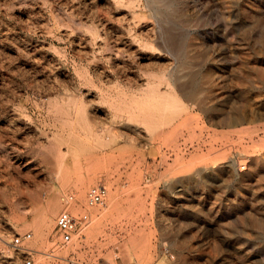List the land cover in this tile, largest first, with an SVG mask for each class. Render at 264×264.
<instances>
[{
	"label": "rangeland",
	"instance_id": "1",
	"mask_svg": "<svg viewBox=\"0 0 264 264\" xmlns=\"http://www.w3.org/2000/svg\"><path fill=\"white\" fill-rule=\"evenodd\" d=\"M263 76L264 0H0V264H264Z\"/></svg>",
	"mask_w": 264,
	"mask_h": 264
},
{
	"label": "built area",
	"instance_id": "2",
	"mask_svg": "<svg viewBox=\"0 0 264 264\" xmlns=\"http://www.w3.org/2000/svg\"><path fill=\"white\" fill-rule=\"evenodd\" d=\"M107 195L106 186L103 184H96L91 186L86 193V204L88 206L101 205L104 203ZM70 199L72 198L69 196ZM90 222L87 213L80 215L72 214L67 208L59 211L55 219V238L53 239V248L45 251H39L26 244L32 233L27 231L23 233H14L11 240L8 241V246L11 248L13 254L4 258L6 264H42L38 255L43 256L57 264L58 260L65 259L69 264H78L73 259H66L56 253L54 248H65L71 244L75 239L80 237L81 230Z\"/></svg>",
	"mask_w": 264,
	"mask_h": 264
},
{
	"label": "bare ground",
	"instance_id": "3",
	"mask_svg": "<svg viewBox=\"0 0 264 264\" xmlns=\"http://www.w3.org/2000/svg\"><path fill=\"white\" fill-rule=\"evenodd\" d=\"M150 1H151V0H150ZM172 1H173V0H172ZM153 5H154V4H153ZM153 5H152V6H153ZM162 6H163V5H162ZM165 6H166V5H165ZM154 7H156V6H154ZM163 7H164V6H163ZM163 7H162V8H163ZM162 8H161V9H162ZM172 8H173V5H172ZM155 9H156V8H155ZM155 9H153V10H155ZM168 9H169V8H168ZM164 10H165V9H164ZM155 11H156V10H155ZM162 12H163V11H162ZM167 12H168V11H167ZM153 13H154V12H153ZM162 15H163V14H162ZM165 15H166V14H165ZM175 15H176V14H175ZM166 16H167V15H166ZM166 16H165V17H166ZM157 18H158V17H157ZM159 18H160V17H159ZM167 18H168V17H167ZM169 18H170V16H169ZM172 18H173V17H172ZM173 19H174V18H173ZM161 20H162V19H161ZM165 20H166V19H165ZM167 21H168V20H167ZM164 30H165V29H164ZM165 31H167V29H166ZM168 32H170V31H168ZM168 32H167V33H168ZM159 33H160V32H159ZM163 36H164V35H163ZM161 39H162V38H161ZM166 40H167V39H166ZM170 40H171V39H170ZM171 41H172V40H171ZM171 41H170V42H171ZM161 42H164V41H161ZM171 43H172V42H171ZM174 44H175V43H174ZM163 46H165V45L163 44ZM168 46H169V45H168ZM172 46H173V45H172ZM169 47H171V46H169ZM131 49H132V48H131ZM163 49H164V48H163ZM170 49H171V48H170ZM173 49H174V47H173ZM165 52H166V51H165ZM184 59H185V58H183V60H184ZM186 59H188V58H186ZM151 61H152V60H151ZM188 62H189V61H188ZM181 64H182V62H181ZM181 64H179V65H181ZM175 67H176V66H175ZM177 68H179V67H177ZM180 68H181V67H180ZM186 68H187V67H186ZM171 69H172V68H171ZM171 69H169V70H171ZM259 70H260V69H259ZM176 71H177V70H176ZM260 71H261V70H260ZM171 72H172V71H171ZM179 72H180V71H179ZM262 73H263V72H262ZM212 74H213V73H212ZM260 74H261V73H260ZM176 75H177V74H176ZM261 75H262V74H261ZM166 76H167V75H166ZM202 76H203V75H202ZM180 77H181V76H180ZM211 77H212V76H211ZM214 77H215V76H214ZM261 77H262V76H261ZM175 78H176V77H175ZM182 78H183V77H182ZM195 78H196V77H195ZM200 78H201V77H200ZM202 78H203V77H202ZM208 78H209V77H208ZM215 78H217V77H215ZM263 78H264V76H263ZM193 79H194V78H193ZM217 79H218V78H217ZM172 80H173V79H172ZM179 80H180V79H179ZM208 80H209V79H208ZM177 81H178V80H177ZM195 81H196V80H195ZM206 82H207V81H206ZM209 82H210V81H209ZM209 82H207V83H209ZM211 82H212V81H211ZM186 83H187V82H186ZM201 83H203V82H201ZM204 83H205V82H204ZM213 83H214V80H213ZM215 83H216V82H215ZM218 84H219V82H218ZM190 85H191V84H190ZM207 85H208V84H207ZM214 85H215V84H214ZM216 85H217V84H216ZM212 86H213V85H212ZM190 87H191V86H190ZM207 87H208V86H207ZM263 87H264V86H263ZM186 88H187V87H186ZM204 88H205V87H204ZM174 89H175V88H174ZM211 89H212V88H211ZM261 89H262V88H261ZM184 90H185V89H184ZM187 90H188V89H187ZM189 90H190V89H189ZM192 90L194 91L193 88H192ZM203 90H204V89H203ZM199 91H200V90H199ZM161 92H162V91H161ZM202 92H203V91H202ZM207 92H208V91H207ZM179 94H180V93H179ZM177 95H178V94H177ZM177 95H176V96H177ZM161 96H163V95H161ZM161 96H160V97H161ZM190 96H191V95H190ZM255 96H256V95H255ZM257 96H258V95H257ZM163 97H164V96H163ZM179 97H180V96H179ZM192 97H193V96H192ZM194 97H195V96H194ZM194 97H193V98H194ZM201 97H202V96H201ZM207 97H208V96H207ZM259 97H260V96H259ZM259 97H258V98H259ZM165 98H166V97H165ZM204 98H205V97H204ZM206 99H207V98H206ZM197 100H198V99H197ZM195 101H196V99H195ZM182 102H183V101H182ZM189 102H190V101H189ZM205 102H207V101H205ZM207 103H208V102H207ZM198 104H199V103H198ZM257 104H258V103H257ZM132 105H134V104H132ZM136 105H137V104H136ZM156 105H157V104H156ZM207 105H208V104H207ZM137 106H138V105H137ZM208 106H209V105H208ZM216 106H217V105H216ZM127 107H128V106H127ZM134 107H136V106H134ZM188 107H189V106H188ZM194 107H195V106H194ZM217 107L219 108V106H217ZM142 108H143V107H142ZM166 108H167V107H166ZM134 109H135V108H134ZM136 109H137V107H136ZM136 109H135V110H136ZM231 109H232V108H231ZM240 109H241V108H240ZM246 109H247V108H246ZM249 109H250V108H249ZM162 110H163V109H162ZM195 110H196V109H195ZM241 110H242V109H241ZM247 110H248V109H247ZM159 111H160V110H159ZM188 111H190V110H188ZM207 111H208V110H207ZM261 111H262V110H261ZM112 112H113V111H112ZM146 112H147V110H146ZM146 112H145V113H146ZM201 112H202V110H201ZM226 112H227V111H226ZM230 112H231V111H230ZM259 112H260V111H259ZM126 113H129V112H126ZM135 113L137 114V112H135ZM206 113H207V112H206ZM232 113H233V112H232ZM234 113H236V112H234ZM234 113H233V114H234ZM263 113H264V112H263ZM107 114H108V113H107ZM113 114H115V113H113ZM138 114H140V113H138ZM240 114H241V113H240ZM240 114H239V115H240ZM246 114H247V113H246ZM252 114H253V112H252ZM111 115H112V114H111ZM140 115H141V114H140ZM220 115H221V113H220ZM231 115H232V114H231ZM260 115H261V114H260ZM260 115H259V116H260ZM232 116H233V115H232ZM235 116H236V115H235ZM241 116H242V115H241ZM245 116H246V115H245ZM248 116H252V115L249 114ZM116 117H117V116H116ZM220 117H221V116H220ZM221 118H222V117H221ZM259 118H260V117H259ZM128 119H129V118H128ZM137 119H138V117H137ZM176 119H177V118H176ZM214 119H215V118H214ZM239 119H240V118H239ZM248 119H249V118H248ZM257 119H258V118H257ZM118 120H119V119H118ZM107 121H108V120H107ZM114 121H115V120H114ZM126 121H127V119H126ZM232 121H233V120H232ZM248 121H249V120H248ZM123 122H124V121H123ZM123 122H122V123H123ZM127 122H128V121H127ZM127 122H126V123H127ZM175 122H176V121H175ZM243 122H245V121H243ZM182 123H184V122H182ZM182 123H181V124H182ZM232 124H233V122H232ZM107 125H108V124H107ZM120 125H121V124H120ZM172 125H173V124H172ZM182 125H183V124H182ZM184 125H185V124H184ZM216 125H217V124H216ZM225 125H228V124H225ZM235 125H236V124H235ZM102 126H103V125H102ZM221 126H223V125H221ZM104 127H105V125H104ZM137 131H138V130H137ZM115 132H116V131H115ZM111 133H112V132H111ZM135 133H136V131H135ZM135 133H134V134H135ZM140 133H141V131H140ZM149 133H150V132H149ZM254 133H255V132H254ZM263 133H264V132H263ZM126 134H127V133H126ZM141 134H142V133H141ZM144 134H145V133H144ZM142 136H143V135H142ZM146 136H147V135H146ZM150 136H151V135H150ZM256 136H257V135H256ZM260 136H261V135H260ZM257 138H260V137H257ZM262 138H263V137H262ZM126 139H127V138H126ZM242 139H243V138H242ZM148 140H149V139H148ZM243 140H244V139H243ZM226 142H227V141H226ZM243 142H245V141H243ZM255 142H256V141H255ZM255 142H254V143H255ZM244 144H245V143H244ZM196 145H197V144H196ZM221 145H222V144H221ZM225 145H226V144H225ZM262 145H263V144H262ZM198 146H199V145H198ZM252 146H253V145H252ZM252 146H251V147H252ZM248 147H249V146H248ZM256 148H257V147H256ZM181 149H182V148H181ZM186 149H187V148H186ZM189 150H190V149H189ZM248 150H250V149H248ZM259 150H261V149H259ZM181 151H182V150H181ZM191 151H192V150H191ZM196 151H197V147H196ZM238 151H240V150H238ZM238 151H237V152H238ZM198 152H199V151H198ZM188 153H190V152H188ZM253 153H254V152H253ZM197 154H198V153H197ZM207 154H208V153H207ZM209 154H210V153H209ZM209 154H208V155H209ZM230 154H231V153H230ZM230 154H229V155H230ZM245 154H246V153H245ZM255 154H256V153H255ZM231 155H233V154H231ZM249 155H250V154H249ZM260 155H261V154H260ZM189 156H190V154H189ZM189 156H188V157H189ZM191 156H192V155H191ZM193 157H194V155H193ZM197 157H198V156H197ZM226 157H228V156H226ZM179 158H180V157H179ZM179 158H178V159H179ZM198 158H199V157H198ZM221 158H222V157H221ZM224 158H225V157H224ZM184 159H185V158H184ZM190 159H191V158H190ZM190 159H189V160H190ZM194 159H195V158H194ZM244 159H245V158H244ZM244 159H243V160H244ZM179 160H180V159H179ZM179 160H177V162H179ZM203 160H204V159H203ZM224 160H225V159H224ZM238 160H239V159H238ZM190 161H191V160H190ZM210 161H211V160H210ZM180 162H181V161H180ZM180 162H179V163H180ZM206 162H207V161H206ZM206 162H204V163H206ZM208 162H209V161H208ZM215 162H216V161H215ZM181 163H183V161H182ZM185 163H186V162H185ZM204 163H203V164H204ZM210 163H211V162H210ZM239 163H240V162H239ZM241 163H243V162H241ZM177 164H178V163H177ZM223 164H224V163H223ZM229 164H230V163H229ZM178 165H180V164H178ZM224 165H225V164H224ZM241 166H244V165H241ZM198 167H199V166H198ZM238 167H239V166H238ZM209 168H210V167H209ZM192 169H193V168H192ZM195 169H196V168H195ZM206 169H207V168H206ZM200 170H201V169H200ZM227 171H228V170H227ZM229 171H230V170H229ZM191 173H192V172H191ZM109 199H110V198H109ZM70 200H71V199H70ZM45 202H46V203H45V210H47V212H53V211L56 209V207L58 206V200L56 199V197H48V198L46 199ZM67 203H69V202H67ZM108 203H109V202H108ZM70 204H71V203H70ZM69 206H70V205H69ZM69 206H68V207H69ZM67 209H68V208H67ZM46 221H47L46 218H41V219H40V223H41L42 225H45V224H46ZM47 222H48V221H47ZM43 229H44V228H43ZM48 229H49V228H48ZM180 251H181V250H180ZM181 253H182V252H181Z\"/></svg>",
	"mask_w": 264,
	"mask_h": 264
}]
</instances>
